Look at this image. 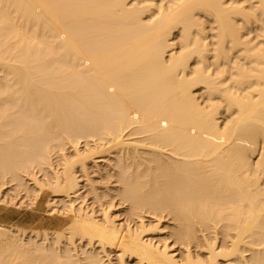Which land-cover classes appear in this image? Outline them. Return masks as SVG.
I'll list each match as a JSON object with an SVG mask.
<instances>
[{
  "label": "bare ground",
  "instance_id": "1",
  "mask_svg": "<svg viewBox=\"0 0 264 264\" xmlns=\"http://www.w3.org/2000/svg\"><path fill=\"white\" fill-rule=\"evenodd\" d=\"M44 189L0 264H264V0H0V204Z\"/></svg>",
  "mask_w": 264,
  "mask_h": 264
},
{
  "label": "rangeland",
  "instance_id": "2",
  "mask_svg": "<svg viewBox=\"0 0 264 264\" xmlns=\"http://www.w3.org/2000/svg\"><path fill=\"white\" fill-rule=\"evenodd\" d=\"M82 143H80L79 144V147H81L82 145H81ZM83 146H84V144H83ZM84 148V147H83ZM69 149V148H68ZM68 149H66L65 151H67V152H65V153H67V154H70V153H72V150L70 149V151H68ZM56 159V158H55ZM55 159H53V161H54V163H56L55 162ZM100 163H102V164H100ZM99 164H100V167H102V166H104V162H100ZM38 174H39V176L41 175V173H39L38 172ZM37 174V175H38ZM94 178H95V180L96 181H98V183L97 184H101L103 187H101V185H100V187H98L99 189H98V191L100 192H102V191H105V189L108 187V186H113L112 185V183H108L107 181H103L102 182V180H101V182H100V179H98L97 180V177H99L98 176V174H96V173H92L91 174ZM97 176V177H96ZM41 177V176H40ZM84 179V177H82V180ZM30 182V181H29ZM105 182H107V183H105ZM83 183V182H82ZM9 185H10V187L12 186V183H8ZM110 184V185H109ZM7 185V184H6ZM4 185V186H2V188H3V190H5L6 189V187H7V190H8V192H7V190H6V193H8V199H10V198H12V196L14 195V192H12V194H11V196H10V190H9V186L7 185ZM99 185H97V186H99ZM105 185V186H104ZM5 188V189H4ZM103 188V189H102ZM111 188V187H110ZM112 189V188H111ZM113 191H114V188L112 189ZM112 190H109V191H111L108 195H106V197H110L111 195H113L114 194V192L112 191ZM84 191H85V188H84ZM10 192V193H9ZM45 193V195H44V193ZM50 194H49V193ZM23 195V192H21L20 193V195H19V197L21 196V197H24V201H23V199L22 198H19L18 197V195H17V198H16V201L14 200V201H12V202H8L7 204L6 203H2V204H0V222H5V223H8V224H12V225H21L22 226V224L24 225V226H22V227H26V228H59V227H62V226H64L67 222V218H65L66 216L63 214V212H61V211H58L57 209H51L52 207H53V203H51V199H52V197H51V195H52V192H51V190L50 189H44L40 194H39V196H38V198H36L35 199V202L33 201L34 199L32 198V196H30V197H25V196H22ZM84 194H85V192H84ZM7 196V195H6ZM30 198H31V202H30ZM49 198H50V201H49ZM18 199H19V201H18ZM26 199V200H25ZM87 199L89 200L90 199V201H88L89 203H92L93 202V199H92V197H91V195L89 194L88 196H87ZM105 199H107V198H102V202L105 200ZM22 200V201H21ZM108 200L109 199H107V201H105V202H103V203H106V205H108ZM48 201L51 203V207L49 206V207H47L48 206ZM53 201V200H52ZM25 202V203H24ZM34 202V203H33ZM17 203V204H16ZM24 203V204H23ZM49 203V204H50ZM97 203V205H94V206H96V208L98 209V202H94V204H96ZM123 202H119V200H118V198L116 197V198H114L113 200H112V204L114 205L113 207H116V208H113L112 207V213L114 214L115 213V215L117 214V222H120V223H123V222H121V220L123 221V220H125V221H127V223H129L130 225H133V224H135L137 221H138V218L136 217V216H131V215H127L128 213H127V211L125 212L124 211V209H126L127 207V204H125V203H123ZM118 204V205H117ZM3 205V206H2ZM5 205V206H4ZM19 205H21L20 207H19ZM105 205V204H104ZM105 205V206H106ZM126 205V206H125ZM8 206V207H7ZM2 207H3V209H2ZM33 207V208H32ZM122 207V210L120 209ZM124 207V208H123ZM48 208H49V212H48ZM117 209H119V210H117ZM12 210H13V212H12ZM16 210V211H15ZM35 210V211H34ZM52 212H51V211ZM57 211H58V213H57ZM115 211H117V212H115ZM121 211V212H120ZM122 211H124V213H125V215H124V213L122 212ZM16 212V213H15ZM19 212H22V214L21 213H19ZM119 212H120V214H119ZM27 213V214H26ZM123 213V215H121ZM166 212H164L163 214H161V216L159 215L158 216V218H159V220H160V226H162V228H163V230H162V233L161 234H158V235H156V234H154V235H152V234H150V237H152V238H155V237H158V238H156V239H153V241H158V240H161V241H166V242H170V244H171V242H174V243H172L171 245H173L172 247H174V249H176V251H175V253H177V254H179L180 255V253H181V251H180V245L177 243V242H175L174 241V237H172V234H171V229H170V226L169 225H171L172 224V221H169L170 220V217L167 215V214H165ZM6 214V215H5ZM12 214V215H11ZM63 214V215H62ZM37 215V216H36ZM44 215V216H43ZM3 216V217H2ZM60 216V217H59ZM123 216H125V217H123ZM126 216H128V218H126ZM130 216V217H129ZM146 216V217H145ZM145 216L143 217V220H145V223L146 224H150V223H152L153 224V222H154V220L155 219H157L156 217H153V215H150V214H145ZM165 216V218H163ZM31 217V218H30ZM34 217V218H33ZM37 219H36V218ZM121 218V220H120V218ZM153 218V220H152V218ZM27 218V219H26ZM40 218H42V219H40ZM123 218V219H122ZM151 218V219H150ZM163 218V219H162ZM9 219V220H8ZM13 219V220H12ZM30 219V220H29ZM33 219V220H32ZM49 219V220H48ZM56 219V220H55ZM60 219V220H59ZM152 220L151 222H149L150 220ZM165 219V220H164ZM16 220V221H15ZM134 220V221H133ZM137 220V221H136ZM32 221V222H31ZM61 221V222H60ZM39 222H41V223H39ZM56 222V223H55ZM59 222H60V224H59ZM169 222V223H168ZM39 223V224H38ZM62 223V224H61ZM164 223V224H163ZM165 223H167V224H165ZM171 223V224H170ZM48 224V225H47ZM56 224V225H55ZM55 225V226H54ZM59 225V226H58ZM32 226V227H31ZM38 226V227H37ZM167 226H169V231H168V227ZM167 227V228H166ZM164 231H166L165 233H164ZM168 232V233H167ZM165 235V236H164ZM165 237H166V239H165ZM171 237V238H170ZM172 240V241H171ZM177 243V244H176ZM176 245V246H175ZM179 249V250H178ZM202 251V250H201ZM203 252V251H202ZM111 256L113 257L112 258V260H113V262L115 261V255L112 253L111 254ZM116 262V261H115ZM134 264L132 261H129L128 260V264Z\"/></svg>",
  "mask_w": 264,
  "mask_h": 264
}]
</instances>
